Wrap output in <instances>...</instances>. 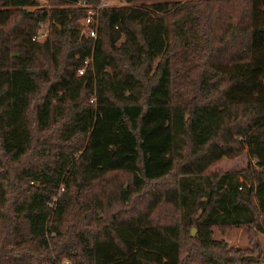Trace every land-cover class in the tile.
Masks as SVG:
<instances>
[{
  "label": "trees",
  "instance_id": "obj_1",
  "mask_svg": "<svg viewBox=\"0 0 264 264\" xmlns=\"http://www.w3.org/2000/svg\"><path fill=\"white\" fill-rule=\"evenodd\" d=\"M44 1L0 0V264H264L212 231L264 233V0H125L94 37L97 0Z\"/></svg>",
  "mask_w": 264,
  "mask_h": 264
},
{
  "label": "rangeland",
  "instance_id": "obj_2",
  "mask_svg": "<svg viewBox=\"0 0 264 264\" xmlns=\"http://www.w3.org/2000/svg\"><path fill=\"white\" fill-rule=\"evenodd\" d=\"M116 5L120 4H128V1L125 0H115ZM171 1H176V0H171ZM38 4L40 7L43 9H48L52 5L49 4L48 2L44 0H38ZM34 6H28L25 9L30 10L33 9ZM1 8V7H0ZM48 27V21L43 20L38 24L37 28V34L40 33L41 36L37 37L38 40L43 39V37L46 34ZM82 27H80V31L82 32ZM36 34V35H37ZM77 73H79L77 71ZM252 159L248 157L246 154V151L243 149L239 153L233 156H222L219 159L215 160L209 167V170L215 171H239L241 169H244L245 167L248 166L249 163H252ZM61 188L59 187L57 189V193H59ZM194 229V234L190 235V229ZM88 229V226L82 228L81 226H74L73 230L77 231H85ZM90 229V228H89ZM213 237L217 239L218 241H222L226 247L225 252L223 253H231V252H236V253H255L257 250H263L264 249V233L261 232H253L250 231L249 228L244 227V226H228L224 229H221L219 227H213ZM197 236V231L196 227L194 225H189L187 227V230L184 232L183 240L185 241V247H188V253L191 254V259L193 260H199L200 255L202 251H200V248L196 247L197 240H195ZM259 248V249H258ZM216 247L214 248V251H216ZM219 251V250H218ZM62 255H60L57 259L56 262L59 264H73L71 259L68 258L67 256L63 255V250L60 251ZM199 252V253H198ZM220 252V251H219ZM207 253L206 251L204 254Z\"/></svg>",
  "mask_w": 264,
  "mask_h": 264
},
{
  "label": "built area",
  "instance_id": "obj_3",
  "mask_svg": "<svg viewBox=\"0 0 264 264\" xmlns=\"http://www.w3.org/2000/svg\"><path fill=\"white\" fill-rule=\"evenodd\" d=\"M115 2V0H97L95 3H87L85 1L77 2V5L83 9V15L80 19V23L85 34L92 37L95 36L98 10L101 7L116 5ZM39 36H41L40 33H38L35 37L37 38ZM77 71L80 73L82 68H79Z\"/></svg>",
  "mask_w": 264,
  "mask_h": 264
},
{
  "label": "water",
  "instance_id": "obj_4",
  "mask_svg": "<svg viewBox=\"0 0 264 264\" xmlns=\"http://www.w3.org/2000/svg\"><path fill=\"white\" fill-rule=\"evenodd\" d=\"M193 234H194V229L191 228V229H190V235H193Z\"/></svg>",
  "mask_w": 264,
  "mask_h": 264
}]
</instances>
